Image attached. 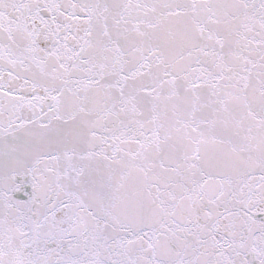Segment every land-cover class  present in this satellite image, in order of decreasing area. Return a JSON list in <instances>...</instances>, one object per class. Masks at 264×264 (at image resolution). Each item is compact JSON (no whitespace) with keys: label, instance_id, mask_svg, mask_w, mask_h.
I'll return each mask as SVG.
<instances>
[{"label":"snow or ice","instance_id":"snow-or-ice-1","mask_svg":"<svg viewBox=\"0 0 264 264\" xmlns=\"http://www.w3.org/2000/svg\"><path fill=\"white\" fill-rule=\"evenodd\" d=\"M0 264H264V0H0Z\"/></svg>","mask_w":264,"mask_h":264}]
</instances>
